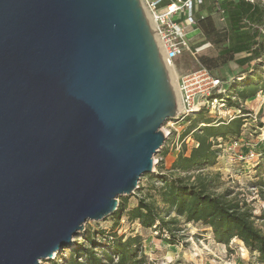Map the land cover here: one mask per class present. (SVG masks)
<instances>
[{
    "label": "water",
    "instance_id": "95a60500",
    "mask_svg": "<svg viewBox=\"0 0 264 264\" xmlns=\"http://www.w3.org/2000/svg\"><path fill=\"white\" fill-rule=\"evenodd\" d=\"M177 110L141 0H0V264L113 213Z\"/></svg>",
    "mask_w": 264,
    "mask_h": 264
},
{
    "label": "trees",
    "instance_id": "16d2710c",
    "mask_svg": "<svg viewBox=\"0 0 264 264\" xmlns=\"http://www.w3.org/2000/svg\"><path fill=\"white\" fill-rule=\"evenodd\" d=\"M194 15L200 31L195 37L209 44L200 50L202 52L195 53L200 66L214 76V71L231 62L241 67L236 77L240 81H236L231 90L236 98L232 100L231 95L222 92L216 94L223 104L240 112L231 119H205L201 126L189 124L183 136L192 132L196 144L188 154L185 146L177 153L169 173L159 165L156 174L144 175L148 180L146 192L141 193L135 207L127 209L128 219L137 221L141 228L164 233L171 244H175L181 218L183 223H200L211 228L215 242L228 246L232 239L242 241L254 254L256 263L264 264V232L254 224L252 210L240 198L215 193L218 184L200 172L217 163L220 155L217 145L221 140H235L240 136L244 118L250 112L240 102L252 98L259 89L264 90V81L258 73L260 62H255L251 70V61L264 54V7L254 0H203ZM254 170L257 178L253 186L264 197L262 156ZM142 188L139 184L136 190L141 192ZM125 204L122 200L109 216L117 221L120 207L124 210ZM99 236L104 237L105 243L97 242L88 233L87 245L77 244L65 264H150L140 235L102 231ZM52 264L58 263L53 261Z\"/></svg>",
    "mask_w": 264,
    "mask_h": 264
},
{
    "label": "rangeland",
    "instance_id": "374dc122",
    "mask_svg": "<svg viewBox=\"0 0 264 264\" xmlns=\"http://www.w3.org/2000/svg\"><path fill=\"white\" fill-rule=\"evenodd\" d=\"M254 1L264 7V0ZM165 2L163 1L162 4ZM194 37L193 40H190V44L193 47H201L205 44L201 43V37ZM202 48H205V45ZM195 53L186 51V53L175 59L173 64L176 69V78L186 72L200 68ZM262 60H264V54L259 59H256V61H251V66L255 62H260L258 73L264 81V62ZM251 70L253 71V66ZM240 71L241 67L236 62H231L219 69V71H214L216 76L224 80L221 85L222 94L231 95L232 100L236 98L231 93L232 86L237 83L236 81H240L236 79ZM177 97L180 103L179 94ZM240 105L250 112L245 116L241 126V137L238 145L234 147L231 143L232 140H221L217 145L220 149L217 163L206 166L200 172L212 177L215 183L218 184V188L214 189L215 193H224L228 197L240 198L246 207L252 210L254 224L264 232V197L257 191L256 186H253L257 178L254 175V168L260 156L264 158V90L259 89L252 98L246 99L243 102L241 101ZM198 112L200 113L192 114L184 120L178 119L176 122L174 121V124H172L173 120L169 119L162 122L160 128L164 131L166 137L161 147L153 156L154 172L152 174H156L157 166L159 165L162 166L164 172L169 173L173 159L177 153L185 146L187 149L186 154H188L192 146L196 144L192 132L186 137L183 136L189 124L201 126V121L205 119H212L214 121L221 118L231 119L239 114L236 108L229 107L221 101L219 104L210 105ZM249 152L257 153V158L253 160L238 158V154L244 155ZM147 181L144 176H141L139 181V184L143 187L141 192L135 189L133 193L125 194L118 198V205H121L122 200L123 202L126 201V204L124 210L120 207V218L117 221L112 216L99 220L85 221L83 229L74 236L73 244L70 247L62 248V250L55 252L50 258L41 259L39 264H52L53 261L58 264H65L67 257L71 254V250L76 249L77 244H80V246L87 245L85 236L88 233L97 242L105 243L104 237L99 236V232L102 231L105 234L140 235L142 237L144 253L147 255L150 264H259L256 263L254 254L248 251L242 241L232 239L228 246L217 243L212 238L211 228L203 226L200 223H183L181 218L178 224L180 230L176 236L175 244H171L165 238L164 233L160 234L154 228H141L137 221H130L127 209L137 205V200L141 196V193L146 192ZM151 192L153 193V191ZM158 202H160L159 198H157Z\"/></svg>",
    "mask_w": 264,
    "mask_h": 264
},
{
    "label": "built area",
    "instance_id": "2783aa9c",
    "mask_svg": "<svg viewBox=\"0 0 264 264\" xmlns=\"http://www.w3.org/2000/svg\"><path fill=\"white\" fill-rule=\"evenodd\" d=\"M163 1L166 2L162 4ZM141 2L145 13L154 19L153 30L164 49V64L174 65L175 59L186 51L198 52L203 45L205 47L209 45L205 43L201 47H193L190 44V40L200 32L194 12L203 0H141ZM176 80L180 106L175 118L172 119V124L178 119L184 120L205 107L220 103L221 99L216 94L222 92L221 85L224 80L214 76L204 66L177 76ZM236 111L240 112L239 109ZM240 137L231 141L234 147L238 145ZM257 156L258 154L255 152L238 154L240 159L253 160Z\"/></svg>",
    "mask_w": 264,
    "mask_h": 264
},
{
    "label": "bare ground",
    "instance_id": "6f19581e",
    "mask_svg": "<svg viewBox=\"0 0 264 264\" xmlns=\"http://www.w3.org/2000/svg\"><path fill=\"white\" fill-rule=\"evenodd\" d=\"M146 16L148 17V21H149L150 26H151V28L153 30V27H154V19L150 15H148V14H146ZM153 32H154V30H153ZM154 35H155V39H156V42H157V46H158V48H160L161 55H162V57H164V49L161 47V44L158 41V38L156 36V32H154ZM165 65H166V68H167L169 80L172 83L174 95H175V97L177 99V105L179 107L180 106V103H179V100H178V97H177L179 93H178V85H177V80H176V75H177L176 74V69H175L174 65H171V64L170 65L165 64Z\"/></svg>",
    "mask_w": 264,
    "mask_h": 264
}]
</instances>
